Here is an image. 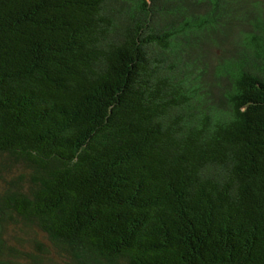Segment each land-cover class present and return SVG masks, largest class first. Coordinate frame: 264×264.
Segmentation results:
<instances>
[{"label": "trees", "instance_id": "obj_1", "mask_svg": "<svg viewBox=\"0 0 264 264\" xmlns=\"http://www.w3.org/2000/svg\"><path fill=\"white\" fill-rule=\"evenodd\" d=\"M0 264H264V0H0Z\"/></svg>", "mask_w": 264, "mask_h": 264}]
</instances>
